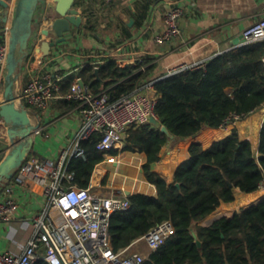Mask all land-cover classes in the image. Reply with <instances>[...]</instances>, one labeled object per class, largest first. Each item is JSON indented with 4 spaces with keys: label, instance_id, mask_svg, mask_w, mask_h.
Returning <instances> with one entry per match:
<instances>
[{
    "label": "trees",
    "instance_id": "trees-1",
    "mask_svg": "<svg viewBox=\"0 0 264 264\" xmlns=\"http://www.w3.org/2000/svg\"><path fill=\"white\" fill-rule=\"evenodd\" d=\"M85 1L76 0V5L84 7ZM158 1L140 3L135 27L143 26ZM124 25L129 38L131 28ZM94 27L89 18L85 28ZM263 57L264 41L247 43L213 57L204 68L156 82V113L174 139L150 123L128 131L122 150L146 154L144 172L158 196L131 195V207L112 216L108 243L114 251L171 220L175 235L145 264H264V123L259 140L242 126L252 111L264 108ZM94 68L86 67L83 81L96 93L113 86L106 90L112 100L134 93L149 73L147 68L110 61L100 69L101 80L107 81L103 86ZM65 102L68 110L77 106ZM233 113L245 117L226 130L222 126ZM100 139L101 134H95L83 142L86 155L70 160L79 187L90 184L105 160L97 149ZM168 147L174 152L171 162L164 161ZM108 154L117 156L119 150ZM239 194L253 200L240 204ZM36 264L47 263L40 259Z\"/></svg>",
    "mask_w": 264,
    "mask_h": 264
},
{
    "label": "crops",
    "instance_id": "crops-1",
    "mask_svg": "<svg viewBox=\"0 0 264 264\" xmlns=\"http://www.w3.org/2000/svg\"><path fill=\"white\" fill-rule=\"evenodd\" d=\"M7 1L10 4V14L6 22L0 18V43L10 42L9 27L13 20L16 0ZM143 1L98 0L94 3L92 0H86L85 3L91 7V11L85 12L86 5L78 7L84 17V23L81 28L74 29V32L88 34L89 40L83 42L76 35H72L67 44L62 45L60 49H53L52 54L44 58L49 61L47 65L41 68L33 64L34 66L24 71L25 82L30 80L31 76L40 75L44 70H52L62 76L64 98L55 100L49 109L39 114L40 117H33L34 124H41L40 133L36 136V154L56 158L63 148L70 145L79 128V115L76 106L67 109L65 101L73 100L65 96L77 78L83 80L82 75L88 65H94L95 72L96 69L100 71L110 61L139 66L142 70L145 67L149 69V73L144 84L162 77L174 66L207 62L238 47L235 41L242 37L243 31L264 15V0H176L185 9V15L180 21L182 35L171 41L158 43L156 36L165 30L164 16L170 8V2L160 0L155 3L151 7L150 17L138 28L135 25L141 12L140 3ZM49 2L38 21L40 26L34 39V47L38 41L40 47L41 43L50 39L45 35L43 24L46 26L49 23L47 19L52 21L57 0ZM4 11L0 4V14ZM89 13L91 14L88 16ZM89 18L95 26L93 31L85 28ZM131 21H134L132 26ZM124 24L131 28L129 38L125 35ZM100 32H106L107 35L100 36ZM37 49L32 51L31 59L43 56ZM71 76L74 77L73 80H70ZM95 76L103 86H107V81L101 80L100 72ZM4 81L5 73L0 72V104L4 100V94L1 92ZM111 88L113 86L104 87L102 91ZM263 123L264 108L242 123V126L246 134L251 133L259 140ZM9 147L8 137L0 128V162ZM173 156L172 148L168 147L164 161L171 162ZM146 162L145 153L119 149L117 156L109 154L97 165L93 174L97 192L106 195L115 192L127 195L130 192L132 195L142 193L157 197V187L147 180L144 172L143 166ZM99 166L106 171L96 173ZM138 171L140 177H137ZM8 186L12 189L10 196L16 200L18 209L10 221L0 220V254L9 252L19 256L35 233L34 217L46 208L48 201L43 187L31 180L24 186H18L11 181L6 187ZM1 192L3 188H0ZM251 200L253 198L247 195H238L240 204ZM132 249L150 254L149 248L143 242L133 244Z\"/></svg>",
    "mask_w": 264,
    "mask_h": 264
},
{
    "label": "built area",
    "instance_id": "built-area-1",
    "mask_svg": "<svg viewBox=\"0 0 264 264\" xmlns=\"http://www.w3.org/2000/svg\"><path fill=\"white\" fill-rule=\"evenodd\" d=\"M49 3L47 0V5ZM184 15V7L176 0L171 1L164 16L165 30L156 36V41L163 43L180 37V21ZM47 20L49 23L46 26L43 24V28L51 30L53 20ZM263 41L264 15L243 31L241 45ZM38 43L33 48L34 52L39 47ZM8 55L9 43H0V72L5 75ZM30 56L26 59L24 71L33 64L42 68L49 62L44 60V56L38 59H31ZM207 62L174 66L162 77L144 83L134 93L117 100H112L107 91L96 93L87 84L82 86L81 79L77 78L65 96L77 103L79 115V128L70 145L63 148L56 158L31 154L12 180L18 186H24L29 180L41 185L47 206L34 217L35 233L23 253L19 256L9 252L0 254V264H36L40 259L47 264H145L151 253L174 236L176 227L171 220H167L133 243H145L149 255L134 251L133 244L114 251L108 243L112 216L131 207L129 196L97 192L94 176L87 187H79L75 183V173L69 170V163L74 157L86 155L82 144L95 134H101L97 149L105 157L109 151L121 149L131 128L149 124L152 118L158 119L156 82L204 68ZM23 81L17 104L28 108L31 118L40 117L38 110L46 111L55 100L64 98L62 76L52 70H44L40 75L31 76L27 82ZM256 112L252 111L250 116ZM244 117L233 113L222 127L228 130ZM0 128L7 129L3 121H0ZM39 133L40 129L36 135ZM261 189L264 190V182ZM11 192L8 186L0 193V220L10 221L18 209L16 200L10 196Z\"/></svg>",
    "mask_w": 264,
    "mask_h": 264
},
{
    "label": "water",
    "instance_id": "water-1",
    "mask_svg": "<svg viewBox=\"0 0 264 264\" xmlns=\"http://www.w3.org/2000/svg\"><path fill=\"white\" fill-rule=\"evenodd\" d=\"M169 2L174 0H168ZM0 4L5 11L0 14L3 21H8L10 4L7 0H1ZM40 4L47 5V0H17L14 7V15L10 31L9 55L5 75L4 100L0 104V121L7 127V137L10 147L0 162V188L6 187L16 176L18 170L28 160L31 154H36V132L41 124H34L30 116L31 111L24 105L17 104L18 91L23 80L26 59L31 52V40L35 35V13ZM54 16L51 30H46L45 35L50 39L41 43L37 49L44 57L50 56L52 50L60 49L71 39L74 29H79L84 23V17L76 5V0H57L54 5ZM134 21L130 22V26ZM242 37L235 41V45L241 44ZM99 69L95 74L99 75ZM82 86L85 82L81 80ZM150 124L174 139L170 130L163 126L159 119L152 118ZM178 186H180L178 184ZM131 196L132 193H128ZM196 236V234H195ZM198 241V245L201 246Z\"/></svg>",
    "mask_w": 264,
    "mask_h": 264
},
{
    "label": "rangeland",
    "instance_id": "rangeland-1",
    "mask_svg": "<svg viewBox=\"0 0 264 264\" xmlns=\"http://www.w3.org/2000/svg\"><path fill=\"white\" fill-rule=\"evenodd\" d=\"M44 12H45V6L43 5V4H40L39 5V7H38V9H37V11H36V13H35V20H34V32H35V35H36V33L38 32V30H39V23H38V21H39V19H40V17H41V15L42 14H44ZM112 30V29H111ZM102 31V30H101ZM74 36L75 37V35H76V37L77 38H80V40H82L83 42L84 41H88L89 40V37H87L88 36V34H83V32H81V31H78V32H72V34L70 35V36ZM100 36H103V37H105L107 34H106V32H100V34H99ZM34 39H35V36L33 37V39L31 40V43H30V45L31 46H33L34 44ZM2 94H4V92H5V81H4V87H3V89H2ZM4 132H5V129H4ZM6 133V132H5ZM123 147H124V145L121 147V149H123ZM122 152V151H121Z\"/></svg>",
    "mask_w": 264,
    "mask_h": 264
},
{
    "label": "bare ground",
    "instance_id": "bare-ground-1",
    "mask_svg": "<svg viewBox=\"0 0 264 264\" xmlns=\"http://www.w3.org/2000/svg\"><path fill=\"white\" fill-rule=\"evenodd\" d=\"M32 120H33V118H32ZM34 121V120H33ZM5 132H6V135H7V129H5ZM119 160V159H118ZM112 161V160H111ZM132 162V161H131ZM116 164V163H115ZM141 164V163H140ZM136 168V167H135ZM137 169V168H136ZM139 169V168H138ZM141 170V169H140ZM106 170H104V168L102 167V166H99L98 167V170H97V172L96 173H104ZM133 176V175H132ZM137 177H140V172L138 171L137 172ZM145 180V179H144ZM112 181V180H111ZM114 182V181H113ZM127 183H128V181H127ZM120 185V184H119ZM124 185V184H123ZM128 190H130L131 191V189H128Z\"/></svg>",
    "mask_w": 264,
    "mask_h": 264
}]
</instances>
